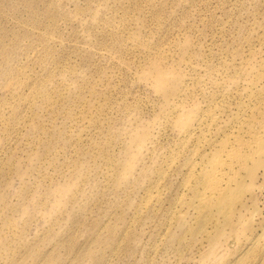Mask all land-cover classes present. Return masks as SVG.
Segmentation results:
<instances>
[{
    "label": "rangeland",
    "instance_id": "1",
    "mask_svg": "<svg viewBox=\"0 0 264 264\" xmlns=\"http://www.w3.org/2000/svg\"><path fill=\"white\" fill-rule=\"evenodd\" d=\"M261 125L264 0H0V264H264Z\"/></svg>",
    "mask_w": 264,
    "mask_h": 264
},
{
    "label": "bare ground",
    "instance_id": "2",
    "mask_svg": "<svg viewBox=\"0 0 264 264\" xmlns=\"http://www.w3.org/2000/svg\"><path fill=\"white\" fill-rule=\"evenodd\" d=\"M193 68H194V66H192ZM195 72V71H194ZM193 72V73H194ZM191 75V74H190ZM260 75V74H259ZM194 77V75L192 76V78ZM259 77V76H258ZM194 81H195V79H194ZM257 82V81H256ZM187 85L189 86V84L187 83ZM255 85V84H254ZM185 87H186V85H185ZM189 88V87H188ZM252 88V87H251ZM183 89H185L184 87H183ZM180 90H182V89H180ZM189 90V89H188ZM187 90V91H188ZM180 92V91H179ZM252 92V91H251ZM188 93V92H187ZM182 94V93H181ZM186 94V93H185ZM179 97V96H178ZM177 97V100L178 99H180V98H178ZM183 97V96H182ZM185 97V96H184ZM181 101V100H180ZM173 104H175V102L173 103ZM178 104V103H177ZM181 105V104H180ZM175 106V105H174ZM174 106H173V108H174ZM186 108V107H185ZM260 108V107H259ZM178 109H180V108H178ZM188 109V108H187ZM176 110V109H175ZM172 112V111H171ZM177 112V111H176ZM175 112V113H176ZM179 112V111H178ZM201 112V111H200ZM259 112V111H258ZM174 113V114H175ZM182 113V112H181ZM260 113V112H259ZM170 114V113H169ZM176 115V114H175ZM167 116H169V115H167ZM172 116H173V114H172ZM259 116V115H258ZM174 117H177V116H174ZM200 118V117H199ZM206 118V117H205ZM242 118V117H241ZM196 118H195V115H194V113L193 112H190V113H188L187 115H184L183 114V116L182 117H180L179 119H178V125H179V127H180V129L182 130V131H184V132H186V133H188V132H190V128L192 127V125H193V120H195ZM201 119V118H200ZM214 119V118H213ZM165 120H166V118H165ZM172 120V119H171ZM199 120V119H198ZM167 121H168V119H167ZM167 123V122H166ZM172 122H170V124H171ZM176 123V122H175ZM199 123V122H198ZM168 124V123H167ZM195 124V123H194ZM247 125V124H246ZM210 126V125H209ZM264 126V125H263ZM263 126L261 125L260 127H262L263 128ZM244 127V126H243ZM253 127V126H252ZM163 128V127H162ZM193 128V127H192ZM196 128V127H195ZM195 128H194V132H195ZM248 128V127H247ZM253 129V128H252ZM239 130V129H238ZM261 130H264V129H261ZM243 131V130H242ZM183 132V133H184ZM239 132V131H238ZM248 132V131H247ZM251 132V131H250ZM249 132V134H251ZM255 132V131H254ZM253 132V135H252V138H251V140H247V143H243V142H240V147L238 146V147H232V148H234V149H238V148H240L241 149V147L243 148V145L241 146V144H247L246 146H255L257 149H258V151H264V137L263 136H261V135H264V133L263 134H260V131H258V133L260 134H255ZM182 133V134H183ZM191 133H193V132H191ZM191 133H189V134H191ZM208 133V132H207ZM194 134V133H193ZM185 135V134H184ZM204 135V134H203ZM238 136H240V137H242L241 135H239V134H237ZM185 136H187V135H185ZM185 136H183V137H185ZM191 136V135H190ZM228 138H230L229 136H233V135H226ZM238 136H235L234 135V139H236ZM244 136V135H243ZM183 137H182V139H183ZM192 137V136H191ZM190 137V138H191ZM236 137V138H235ZM251 137V136H250ZM187 138H188V136H187ZM187 138L186 139H183V140H187ZM244 138V137H243ZM226 139L227 138H225V149H227L226 148V144L228 145V142L230 141H226ZM231 139V138H230ZM234 139H233V141H234ZM238 139V138H237ZM242 141H243V139L242 138H240ZM240 139H238L239 141H241ZM237 140V141H238ZM245 140V139H244ZM189 141V140H188ZM236 140L234 141V142H237ZM184 142H187V141H184ZM222 143H224V141H222ZM221 143V144H222ZM231 143V142H230ZM238 144H239V142H237ZM181 144V143H180ZM183 144V143H182ZM181 144V145H182ZM198 144H201V143H198ZM205 144V143H204ZM210 144H212V143H210ZM232 144H234V143H232ZM185 145V144H184ZM183 145V146H184ZM209 145V144H208ZM213 145V144H212ZM215 146V145H214ZM221 146H223V144L221 145ZM220 146V147H221ZM232 146V145H231ZM198 147V146H197ZM207 147H210V145L209 146H207ZM212 147V146H211ZM213 148V147H212ZM216 148V147H215ZM223 148V147H222ZM248 148V147H247ZM250 148H252V147H249V150H250ZM233 149V151H235ZM236 150L237 152H238V154H240V152L239 151H241V150H243V149H241V150ZM246 149V148H245ZM257 149H255L254 148V150H257ZM210 150V149H209ZM219 150V149H218ZM216 151V156H217V154L219 155L220 153V151ZM224 150V149H223ZM223 150H221L222 151V153L223 154H226V153H224V151ZM228 150H232V149H228ZM213 151V150H212ZM214 151V152H215ZM232 151V152H233ZM236 151H235V153H236ZM178 152V151H177ZM218 152V153H217ZM228 152H230V151H228ZM228 152H227V154H228ZM244 152H246L245 150H244ZM248 152V151H247ZM255 152V151H254ZM176 153V152H175ZM175 153H174V156H175ZM231 153V152H230ZM230 153L228 154V155H230ZM177 154V153H176ZM179 154V153H178ZM195 154V153H194ZM214 154V153H213ZM226 154V156H228ZM232 154V153H231ZM249 154V153H248ZM248 154L246 155V154H243V155H245L244 157L246 158V156H248ZM173 155V154H172ZM202 155V154H201ZM242 155V154H241ZM241 155H240V157H241ZM255 155H256V153H255ZM254 155V156H255ZM171 156V155H170ZM215 155H214V157H216ZM225 156V157H226ZM232 156V158H233V155H231ZM231 156L229 157V159L231 158ZM235 156V155H234ZM172 157V156H171ZM170 157V158H171ZM218 157H222L221 156V154H220V156H218ZM239 157V156H238ZM244 157H242L243 159H244ZM169 158V159H170ZM231 158V159H232ZM237 158V157H236ZM258 159H259V157H257ZM261 158V157H260ZM176 159V158H175ZM208 159V158H207ZM247 159V158H246ZM257 159V160H258ZM215 160V159H214ZM232 160H234V159H232ZM171 161V160H170ZM238 161V160H237ZM237 161L236 162H234V165L237 163ZM240 161V160H239ZM246 161V160H245ZM250 161V160H249ZM169 162V161H168ZM215 162V161H214ZM231 162V160L229 161V163ZM247 162V161H246ZM171 163H172V161H171ZM197 163V162H196ZM216 163H217V165H221V163H223L222 165H221V167H223V165H224V162H223V159H220V158H217L216 159ZM215 163V164H216ZM231 163H233V161L231 162ZM257 163H258V161H257ZM214 164V165H215ZM240 164H242V163H240ZM240 164H238V165H240ZM166 165V164H165ZM213 165V164H212ZM247 165V164H246ZM230 166H233V165H230ZM230 166H228V167H230ZM240 166H242V165H240ZM243 166H245V163H243ZM248 166V165H247ZM214 168L212 169V171H211V173H208V175H207V177L204 179V181H203V184L205 185V187L208 189V192H210V194L209 195H206V194H202L201 196H200V198H199V203H200V205H202V203L203 204H208V205H210V207H215V208H222L223 210H226V211H228V210H230V208H231V205H230V208H229V201H230V198H231V194H230V184L231 183H229V185H226L228 182H230V181H228L227 179V181L226 180H224V170L222 171V170H220L219 169V167L218 166H213ZM253 167V166H252ZM165 168V167H164ZM166 168H168V167H166ZM165 168V169H166ZM232 168H234V166L232 167ZM246 168V167H245ZM251 168V167H250ZM230 169V168H229ZM162 170V169H161ZM197 170V169H196ZM211 170V169H210ZM210 170H209V172H210ZM235 170V169H234ZM160 171V170H159ZM159 171H157V172H159ZM165 171V173L167 172L166 170H163V172ZM230 170H228V172H229ZM162 172V171H161ZM163 172H162V176L163 175H167V174H163ZM227 172V173H228ZM250 172V171H249ZM160 173V172H159ZM251 173V172H250ZM205 175V174H204ZM204 175H202V176H204ZM157 176H159V175H157ZM161 176V177H162ZM194 176V175H193ZM201 176V177H202ZM231 176V175H230ZM238 176V175H237ZM160 177V176H159ZM164 178H165V176H164ZM198 178H199V176L197 177V181H198ZM233 178H234V176H233ZM238 178V177H237ZM162 179H163V177H162ZM200 179V178H199ZM231 180V179H230ZM235 180V179H234ZM234 180H233V183H235L234 182ZM237 180V179H236ZM223 181L225 182H227L226 184L225 183H223ZM237 182H240V181H237ZM201 184V183H200ZM202 184V185H203ZM156 188V187H155ZM205 188V189H206ZM204 189V190H205ZM236 191L238 190V189H235ZM207 191V190H206ZM195 193V192H194ZM236 193H238V191L236 192ZM146 194V193H145ZM150 196L151 194H146L145 195V199H147V200H149L148 202L150 203V199H152V197H150V199L148 198V197H146V196ZM152 196V195H151ZM182 197V196H181ZM147 200H145L146 201V203H148L147 202ZM186 200V199H185ZM234 202V201H233ZM148 203V204H149ZM233 204V203H232ZM140 206V205H139ZM144 206H146V205H144ZM233 206H234V204H233ZM204 207V206H203ZM140 208V207H139ZM142 208V207H141ZM140 208V209H141ZM201 209V208H200ZM205 209V208H204ZM221 209V210H222ZM211 210H213V208L211 209ZM220 210V209H219ZM203 212V211H202ZM206 212V211H205ZM204 212V213H205ZM211 212V211H210ZM229 212V211H228ZM208 213V212H207ZM220 213V212H219ZM209 215V214H208ZM207 215V216H208ZM206 216V215H205ZM204 216V217H205ZM203 217V218H204ZM208 218V217H207ZM230 221V220H229ZM202 224V223H201ZM220 224V223H219ZM223 232V231H222Z\"/></svg>",
    "mask_w": 264,
    "mask_h": 264
}]
</instances>
